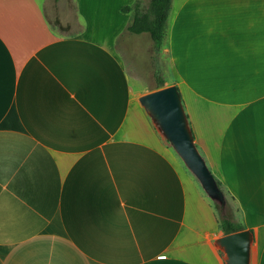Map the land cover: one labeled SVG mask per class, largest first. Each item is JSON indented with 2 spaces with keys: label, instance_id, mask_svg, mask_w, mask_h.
I'll return each instance as SVG.
<instances>
[{
  "label": "crops",
  "instance_id": "1",
  "mask_svg": "<svg viewBox=\"0 0 264 264\" xmlns=\"http://www.w3.org/2000/svg\"><path fill=\"white\" fill-rule=\"evenodd\" d=\"M134 1L0 0V264H224L210 202L138 102L167 85L264 264V0H171L161 87Z\"/></svg>",
  "mask_w": 264,
  "mask_h": 264
},
{
  "label": "water",
  "instance_id": "2",
  "mask_svg": "<svg viewBox=\"0 0 264 264\" xmlns=\"http://www.w3.org/2000/svg\"><path fill=\"white\" fill-rule=\"evenodd\" d=\"M138 102L157 132L196 178L206 196L224 208V194L195 145L176 86L168 85L143 94ZM253 241V232L244 229L222 235L213 244L223 254L224 264H250Z\"/></svg>",
  "mask_w": 264,
  "mask_h": 264
},
{
  "label": "trees",
  "instance_id": "3",
  "mask_svg": "<svg viewBox=\"0 0 264 264\" xmlns=\"http://www.w3.org/2000/svg\"><path fill=\"white\" fill-rule=\"evenodd\" d=\"M170 3L171 0H149L148 5L144 6L140 1L135 0L131 6L123 7V12L131 14L130 21L126 27L127 32L130 34L147 33L152 40L154 47L160 49L164 39L165 24L169 14ZM158 83L159 87L163 86L162 81H159ZM213 177L219 189L223 192L222 183L214 175ZM211 206L215 212L219 229L223 235L246 229L244 224L216 213V211L219 210V205L213 203ZM219 253L222 255L221 252Z\"/></svg>",
  "mask_w": 264,
  "mask_h": 264
},
{
  "label": "rangeland",
  "instance_id": "4",
  "mask_svg": "<svg viewBox=\"0 0 264 264\" xmlns=\"http://www.w3.org/2000/svg\"><path fill=\"white\" fill-rule=\"evenodd\" d=\"M149 1V0H148ZM148 1L145 2L144 6L148 5ZM48 21L49 24L52 27H58L59 31L63 30L65 32H69L72 33L74 31H76V29H79L78 25L75 22H72L69 24V30L67 29V26L64 22H61L60 20H56L53 14H49L48 15ZM63 21V20H62ZM146 43H148V40H145ZM145 46V45H144ZM144 46H140L139 48V52H138V59L140 61H142L143 58V53H144ZM146 47V46H145ZM155 64H156V68H157V74L155 75L158 76L157 79H155V84L159 85V79L163 81H167L170 82L172 80V74L170 72V68L168 66V58L165 55V52H161V48L160 49H156L155 48ZM133 84V88L135 91L138 90H142V89H147L150 88L154 85V83L148 79V77H139L138 80H135L132 82ZM168 86V85H167ZM160 135V134H159ZM163 144L169 148V150L171 151V153L174 155V157L176 158L177 163L179 164L180 168H182V170H184L186 172V174L189 176V178L193 181V183L195 184V186L198 188V190L203 194V196L210 202V204L212 205L213 203L216 204L215 202H212L204 193V191L202 190L200 184L198 183V181L196 180V178L191 174V172L184 166V164L182 163V161L180 160V158L176 155V153L172 150V148L170 147V145L168 144V142L160 135ZM199 151V150H198ZM200 155L202 156V158L204 159L203 154L199 151ZM205 160V159H204ZM206 163V161H205ZM207 165V163H206ZM208 167V166H207ZM211 172V171H210ZM222 189H223V194L225 197V206L224 208H221V206H219V212L216 211V213H219V215L221 216H227L233 220H235L236 222H240L243 224V213H242V209L241 207L238 205L237 202H235L225 191V188L222 184ZM218 205V204H217ZM223 256V254H222Z\"/></svg>",
  "mask_w": 264,
  "mask_h": 264
}]
</instances>
